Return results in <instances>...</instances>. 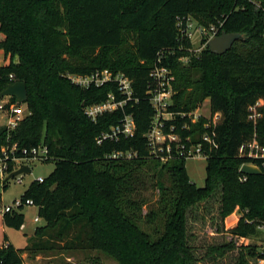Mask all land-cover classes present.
<instances>
[{
	"label": "trees",
	"instance_id": "trees-1",
	"mask_svg": "<svg viewBox=\"0 0 264 264\" xmlns=\"http://www.w3.org/2000/svg\"><path fill=\"white\" fill-rule=\"evenodd\" d=\"M187 15L206 26L222 21L219 34L246 38L222 54L209 46L191 54L180 48L191 41L180 40L176 27ZM0 34V49L9 56L0 64V91L23 81L28 93V112L10 140L19 154L44 145L55 161L45 180L35 179L22 195L33 199L44 224L24 248L5 235L0 264H26L24 252L55 249L101 251L118 264H196L188 214L203 202H215L222 222L239 212L228 230L234 236L264 228V159L256 161L262 172L246 180L239 169L249 160L240 156L241 144L253 138L264 144V0L261 6L249 0H0ZM160 56L175 77L172 109L194 110L209 99L211 111L222 114L203 186L191 181L185 159L162 163L149 156L151 70ZM104 68L129 76L133 96L123 109L92 120L85 107L110 92L121 99L117 85L84 88L67 75ZM123 113L132 114L135 135L103 139ZM7 137L0 125V152ZM117 151L136 156H110ZM151 186L158 189L155 200L145 194ZM23 209L3 213L4 224L21 229ZM233 247L212 250L222 255ZM247 250L241 262L246 256L264 261V248Z\"/></svg>",
	"mask_w": 264,
	"mask_h": 264
},
{
	"label": "built area",
	"instance_id": "built-area-1",
	"mask_svg": "<svg viewBox=\"0 0 264 264\" xmlns=\"http://www.w3.org/2000/svg\"><path fill=\"white\" fill-rule=\"evenodd\" d=\"M257 6H261V0H249ZM222 21L210 24L209 26L199 24L192 16L187 15L179 17L177 21V30L180 40L186 38L191 41L190 47L186 51L198 55L208 46L211 38L218 35ZM195 34L199 35L198 44L195 45L193 38ZM184 63L190 61V56L181 58ZM151 76L155 83L150 93V100L154 108V115L149 130L145 133L149 146V156L162 163H167L176 159L202 158L208 160L211 150L218 147L216 124L221 119L220 112L213 113L210 106L201 104L194 110L172 109V97L174 94L173 80L175 79L172 69L162 63L161 56L158 57L154 67L151 70ZM67 77L74 83L84 88L91 86H102L107 83H115L118 93L122 96L117 99V94L110 92L105 101L101 103L89 104L85 107V113L92 120L98 116L112 112L124 107V104L133 96L132 79L123 72H114L108 68L97 69L89 74L68 73ZM13 96H4L0 99V125L8 130V137L20 122L25 118L27 110L24 109L25 103H20ZM15 98V97H14ZM136 132V123L132 114L123 113L120 121L111 126L109 130L101 135L103 139L117 140L119 137H133ZM19 147L15 145H4L0 152V184H4L6 176L26 162L34 160H45L48 158L47 147L38 145L30 150L22 149L19 154ZM240 156L248 161V164H257V160L264 159V144L257 141L256 138L241 144L239 149ZM113 158H132L136 156L133 151H117L110 155ZM29 165V164H28ZM30 166V165H29ZM259 166V165H258ZM241 180L247 179V174L242 173ZM21 176H19L20 178ZM38 181L43 182L45 177L40 176ZM27 206H38L32 198H15L11 204L3 205L2 212H12L20 210ZM37 222L39 215L34 217ZM24 227V224L21 228ZM263 228V227H262Z\"/></svg>",
	"mask_w": 264,
	"mask_h": 264
},
{
	"label": "rangeland",
	"instance_id": "rangeland-1",
	"mask_svg": "<svg viewBox=\"0 0 264 264\" xmlns=\"http://www.w3.org/2000/svg\"><path fill=\"white\" fill-rule=\"evenodd\" d=\"M1 37V34H0ZM199 35L195 34L193 41L198 44ZM0 63L8 64L9 56L0 49ZM202 106L209 107V99L201 103ZM27 109L26 104L23 105ZM27 113L28 111L25 110ZM6 145H15L16 143L6 139ZM31 167V172L21 174L9 179L7 187L0 184V245H3L5 235L14 242L16 247H23L26 243V235L24 229H15L7 227L3 222L2 206L11 204L15 198L22 197L25 190L32 181L40 176L47 177L55 167V161L52 158L45 160H34L26 162ZM207 160L202 158L187 159L185 163L186 172L191 181L197 186H203L206 178ZM17 169V166H15ZM146 197L150 200H155L158 197V189L150 187L146 192ZM215 202H203L195 206L188 214V227L190 232V244L193 252L196 255V264H264L263 260L253 259L246 256L245 261L241 262V252L247 254V249L257 246L264 248V228L258 229L249 237H237L231 234L228 230L232 228L233 222H224L220 219L216 206L211 204ZM147 207L144 208V212ZM27 231H32L35 227L44 224L42 218L35 221L34 217L38 216V208L36 206H27L23 209ZM239 214V212H237ZM230 216V215H229ZM228 242L234 244L233 248L225 251V254L219 255L212 248L222 246ZM45 255H50L51 259L46 260V264H118V262L104 252L91 249L64 250L55 249L44 251ZM32 254L30 251L25 252L26 264L31 262ZM36 263V262H35ZM44 263V260H42Z\"/></svg>",
	"mask_w": 264,
	"mask_h": 264
},
{
	"label": "water",
	"instance_id": "water-1",
	"mask_svg": "<svg viewBox=\"0 0 264 264\" xmlns=\"http://www.w3.org/2000/svg\"><path fill=\"white\" fill-rule=\"evenodd\" d=\"M245 38L246 35L242 32L223 31L211 38L208 42V46L213 53L222 54L230 49L236 40H244ZM4 96H13L18 102L26 103L28 99L26 84L23 81L9 83L4 90L0 91V99H2ZM28 172H31V167L28 164H23L21 167L11 171L6 176L5 181ZM240 172L247 175H252L259 174L262 172V170L256 164L244 163L240 168Z\"/></svg>",
	"mask_w": 264,
	"mask_h": 264
},
{
	"label": "crops",
	"instance_id": "crops-1",
	"mask_svg": "<svg viewBox=\"0 0 264 264\" xmlns=\"http://www.w3.org/2000/svg\"><path fill=\"white\" fill-rule=\"evenodd\" d=\"M1 50H2V49H1ZM2 51H3V50H2ZM0 64H2V63H0ZM230 217H232L231 221L233 222V225L235 226V225L237 224L238 220H239L240 214H238L237 211H235V212L232 213L230 216H228V218H227V222L230 221V220H229ZM21 229H24L23 231H25L24 234L26 235V243H25V245H24L23 247H21V248H24V247H26V246L28 245V243H29V238H31V236L34 234L36 227H35L34 229H32V231H29V232H28V231L26 230V229H27V224H26V222H25V223H24V227L21 228ZM9 240H11V239H9ZM11 241H12V240H11ZM12 243L15 244L14 242H12ZM23 256H24V258H25V252L23 253ZM49 259H51V256H50V255H45L44 252H37V253H35L34 255H32L31 262H32L33 264H46L45 261H46V260H49ZM42 260H44V263H42ZM35 262H36V263H35Z\"/></svg>",
	"mask_w": 264,
	"mask_h": 264
}]
</instances>
